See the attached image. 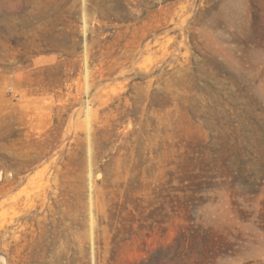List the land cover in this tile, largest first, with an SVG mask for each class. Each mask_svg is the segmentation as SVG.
Segmentation results:
<instances>
[{
	"label": "rangeland",
	"instance_id": "374dc122",
	"mask_svg": "<svg viewBox=\"0 0 264 264\" xmlns=\"http://www.w3.org/2000/svg\"><path fill=\"white\" fill-rule=\"evenodd\" d=\"M0 264H264V0H0Z\"/></svg>",
	"mask_w": 264,
	"mask_h": 264
}]
</instances>
